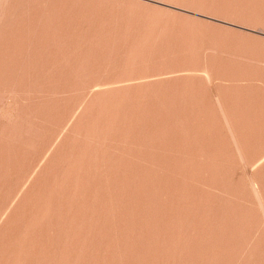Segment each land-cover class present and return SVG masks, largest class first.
<instances>
[{"label": "rangeland", "instance_id": "374dc122", "mask_svg": "<svg viewBox=\"0 0 264 264\" xmlns=\"http://www.w3.org/2000/svg\"><path fill=\"white\" fill-rule=\"evenodd\" d=\"M0 264H264V0H0Z\"/></svg>", "mask_w": 264, "mask_h": 264}]
</instances>
